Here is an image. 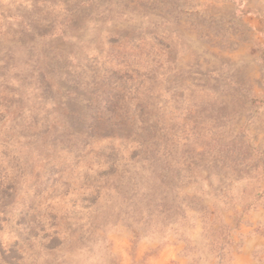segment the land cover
Masks as SVG:
<instances>
[{"label":"rangeland","instance_id":"374dc122","mask_svg":"<svg viewBox=\"0 0 264 264\" xmlns=\"http://www.w3.org/2000/svg\"><path fill=\"white\" fill-rule=\"evenodd\" d=\"M0 264H264V0H0Z\"/></svg>","mask_w":264,"mask_h":264},{"label":"trees","instance_id":"16d2710c","mask_svg":"<svg viewBox=\"0 0 264 264\" xmlns=\"http://www.w3.org/2000/svg\"><path fill=\"white\" fill-rule=\"evenodd\" d=\"M93 224H94V223H92V224H91V227H93V226H94Z\"/></svg>","mask_w":264,"mask_h":264},{"label":"crops","instance_id":"0c3cea01","mask_svg":"<svg viewBox=\"0 0 264 264\" xmlns=\"http://www.w3.org/2000/svg\"><path fill=\"white\" fill-rule=\"evenodd\" d=\"M244 255H246V254H244Z\"/></svg>","mask_w":264,"mask_h":264}]
</instances>
